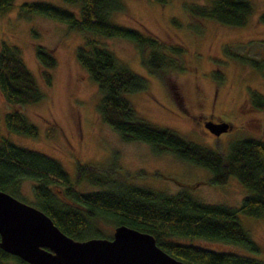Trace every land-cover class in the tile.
<instances>
[{
  "label": "rangeland",
  "instance_id": "1",
  "mask_svg": "<svg viewBox=\"0 0 264 264\" xmlns=\"http://www.w3.org/2000/svg\"><path fill=\"white\" fill-rule=\"evenodd\" d=\"M25 1H45L77 9V5L63 0H13L8 9L0 11V46L4 42L18 47L43 95L37 103L10 104L0 92V140L4 138L55 159L72 182L77 177V165H83L86 169L93 167L94 175L103 172L117 181L166 194L183 190L204 203L239 205L248 190L236 178L229 177L223 184L211 183L212 175L205 168L168 152L155 153L146 143L124 141L103 123L96 112V84L76 60L75 50L86 37L99 41L120 63L146 80L144 91L125 95L138 116L190 141L225 152L235 139L264 141V111L253 108L248 101V92L264 95V23L259 20L264 0H249L252 11L239 26L196 19L183 7L189 3L209 4L211 0H123V10L114 13L112 19L156 37L165 47L164 52L175 61V68L166 69L160 77L148 73L133 42L92 36L48 17L24 14L19 4ZM33 31L37 35H32ZM36 45L48 50L55 61L48 68V84L34 55ZM174 48L179 52L172 51ZM8 111L22 113L36 127V136L7 131L4 115ZM204 119L228 122L230 130L218 137L210 136L201 127L200 121ZM31 186V181L24 180L20 193L22 200L32 205ZM53 188L60 194L62 186ZM75 189L85 192L99 188L81 178ZM240 223L258 246L253 256L264 261V216L240 215ZM97 224L104 234H111L114 228L106 219ZM191 242L246 253L233 244L202 239Z\"/></svg>",
  "mask_w": 264,
  "mask_h": 264
},
{
  "label": "trees",
  "instance_id": "2",
  "mask_svg": "<svg viewBox=\"0 0 264 264\" xmlns=\"http://www.w3.org/2000/svg\"><path fill=\"white\" fill-rule=\"evenodd\" d=\"M12 1L0 0V11L8 9ZM63 2L75 4L77 9L62 8L45 1L21 2L19 8L24 14L48 17L64 23L69 29L83 30L92 36L118 37L133 42L149 74L160 77L166 69L175 68L174 59L164 52L165 47L156 37L112 19L114 13L123 10V0ZM183 7L196 19H212L234 26L242 25L252 11L249 0H211L209 4L189 3ZM259 20L264 23V12L259 15ZM32 35L37 34L33 31ZM172 51L177 53L179 49ZM34 55L48 84L51 78L48 68L54 65V58L40 45L34 47ZM75 57L96 84L99 119L122 140L146 143L155 153L168 152L205 168L212 175L209 181L214 184H223L229 177H234L248 194L235 207L208 204L183 190L166 194L117 181L103 172L94 175L93 167V170L86 169L83 165H77V177L72 182L55 159L4 138L0 140V190L23 201L20 185L24 180L31 181L32 205L73 239L81 240L102 232L97 222L106 219L114 226L125 225L151 234L158 247L188 264H264L253 256L258 246L240 223V215L264 216V141L235 139L225 152L190 141L136 114L125 95L144 91L146 80L120 63L110 49L86 37L82 45L76 47ZM0 92L10 104H33L43 98L36 80L21 59L18 47L4 42L0 46ZM248 95L249 104L264 111V95L258 92H248ZM4 124L9 132L36 136V127L19 111L6 112ZM81 178H87L99 189L77 191L75 183ZM54 185L62 186L59 190L62 196ZM194 239L237 245L246 253L213 249L191 242ZM0 264L28 263L0 249Z\"/></svg>",
  "mask_w": 264,
  "mask_h": 264
},
{
  "label": "water",
  "instance_id": "3",
  "mask_svg": "<svg viewBox=\"0 0 264 264\" xmlns=\"http://www.w3.org/2000/svg\"><path fill=\"white\" fill-rule=\"evenodd\" d=\"M203 126L214 136L229 129L225 121ZM0 249L28 264H188L158 247L151 234L125 225L115 226L111 239L75 240L41 210L1 190Z\"/></svg>",
  "mask_w": 264,
  "mask_h": 264
},
{
  "label": "flooded vegetation",
  "instance_id": "4",
  "mask_svg": "<svg viewBox=\"0 0 264 264\" xmlns=\"http://www.w3.org/2000/svg\"><path fill=\"white\" fill-rule=\"evenodd\" d=\"M206 120H210V121H212V122H219V121H221L220 119H217V120H213V119H204V120H202V121H200V123H201V127L203 128V129H205L206 131H207V129L206 128H204V126H203V122L204 121H206ZM228 123V122H227ZM229 124V123H228ZM229 128H230V124H229ZM230 130V129H229ZM207 133L210 135V136H213V137H218V136H214L213 134H211L210 132H208L207 131ZM221 134V133H220ZM115 227V226H114ZM114 229V228H113ZM112 234H113V230H112V232H111V234H104L103 232H99V233H97V234H93V235H90V236H87V238H84V239H88V238H105V239H111L112 238ZM70 237V236H69ZM84 239H81V240H84ZM75 240H79V239H75ZM44 249H46V250H49L48 248H44ZM9 254V253H8ZM11 255V254H10ZM14 256V255H13ZM25 262V261H24Z\"/></svg>",
  "mask_w": 264,
  "mask_h": 264
}]
</instances>
